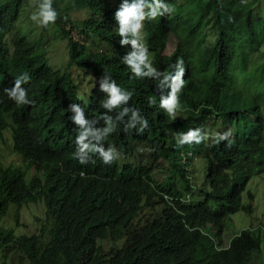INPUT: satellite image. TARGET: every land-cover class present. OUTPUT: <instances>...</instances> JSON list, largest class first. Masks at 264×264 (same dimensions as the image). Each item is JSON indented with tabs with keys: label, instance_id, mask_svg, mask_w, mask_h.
Instances as JSON below:
<instances>
[{
	"label": "trees",
	"instance_id": "trees-1",
	"mask_svg": "<svg viewBox=\"0 0 264 264\" xmlns=\"http://www.w3.org/2000/svg\"><path fill=\"white\" fill-rule=\"evenodd\" d=\"M164 2L175 11L146 20L142 35L157 70L168 72L178 57L184 60L183 110L175 120L159 107L157 81L136 78L123 62L132 49L120 45L114 19L122 0L55 2L59 16L47 28L20 19L23 0H0V134L10 127L12 149L24 163H0L2 258L16 255L23 264H259L251 258L264 248L259 225L240 228L227 244L222 233L232 214L251 212L254 191L247 184L264 172L263 91L245 93L237 79L249 75L235 73L237 59L247 70L245 46L260 49L264 42L261 4ZM210 22L213 42L203 44L204 36L196 37L199 49L193 54L183 45L187 34L196 36ZM170 35L176 39L171 51ZM56 37L67 54L57 64L50 52ZM105 72L132 92L127 106L139 110L148 126L125 130V117L104 143L114 146L120 158L109 166L92 155L82 165L74 155L78 128L69 120L68 107L80 104L87 119L98 120L93 127L105 126L104 114L115 118L122 108L108 113L102 107L108 98L99 90ZM253 72L264 87V63ZM24 73L29 79L22 86L33 103L18 106L4 89ZM189 128L209 130L210 137L231 130V146L212 139L178 146V134ZM138 146L149 149L153 162L139 157ZM189 154L201 164L199 182L193 181L195 171L188 172ZM155 164L167 170L161 180L153 177ZM27 170L33 172L27 176ZM39 200L43 218L35 215L40 222L34 230L18 235L6 230L2 220L11 207Z\"/></svg>",
	"mask_w": 264,
	"mask_h": 264
},
{
	"label": "clouds",
	"instance_id": "clouds-1",
	"mask_svg": "<svg viewBox=\"0 0 264 264\" xmlns=\"http://www.w3.org/2000/svg\"><path fill=\"white\" fill-rule=\"evenodd\" d=\"M33 5L36 11L31 13L29 19L35 25L47 28L50 24H55L59 13L53 7V0H33ZM174 11L175 8L165 3L164 0H122L114 14V19L118 23V35L121 37L120 45L126 46L130 44L132 49L123 56L124 64L131 69L132 74L136 78H151L157 81V89L161 92L159 107L173 120L183 110L179 93L185 83L186 69L184 60L178 57L174 63L169 65L171 70L168 72L157 70L150 60L148 48L143 42L142 33L146 20L151 21L165 14L169 15ZM28 79V74L24 73L22 76L15 78L14 86L4 89L8 98L18 106L31 105L33 103L29 99L28 90L22 86ZM166 88L170 89V91L165 95L163 90ZM99 90L107 94L108 98L103 102L102 107L108 113L120 108H122V111L118 112L115 118L108 114L102 115L100 119L104 121L105 126L99 128L93 127L98 120L87 119L84 108L78 103H71L68 107V111L72 113L69 116V120L78 128V134L75 137L76 151L74 155L82 165L88 164L92 155H98L103 164L111 166L114 161L120 158V153L114 146L109 145L105 148L104 143L110 134L116 131L118 123L124 122V118L127 117L125 130L136 128L139 125L138 130L143 131L148 126V121L140 115L139 110L127 106L132 98V92L121 89L110 74L106 72L103 74L99 81ZM149 103L155 104V97H150ZM231 136V130L222 133L218 132L214 137H210L201 128H189L186 132L178 134L177 145L201 144L206 140L212 139L215 144L228 141V146L230 147ZM139 147L142 146H138L135 149ZM164 198L169 200L167 195H164ZM169 202L171 203V201ZM200 231L202 234L207 235L203 229Z\"/></svg>",
	"mask_w": 264,
	"mask_h": 264
},
{
	"label": "rangeland",
	"instance_id": "rangeland-1",
	"mask_svg": "<svg viewBox=\"0 0 264 264\" xmlns=\"http://www.w3.org/2000/svg\"><path fill=\"white\" fill-rule=\"evenodd\" d=\"M25 3V10L24 13L21 15L20 19L28 21L30 15L32 12L36 11V8L33 5V0H23ZM178 2H184L186 0H177ZM59 2V4L63 3V0H53V3ZM259 4H261V12L264 13V0H259ZM185 6V5H184ZM28 13V15H26ZM39 26H36L38 28ZM200 34V35H199ZM196 36H190L185 38L183 45L186 46V48L192 52L193 54H197L198 48V42L196 40V37L203 38V44H211L216 36V31L214 29V26L210 23H207L203 26L202 30L199 32ZM50 41V39L48 38ZM53 41V44L55 43V46L50 50V52L53 55L52 61H54L57 64V60L59 58H67V54L65 51H63L64 42H62L59 37L54 38L50 42ZM168 50H172L173 46L175 45L176 39L173 35H170L168 38ZM202 42V41H201ZM202 44V43H200ZM244 44V43H243ZM62 50V51H61ZM170 50V51H171ZM240 50H237L238 55L240 54ZM245 53L247 54V70L243 71V69H240L241 61L237 59L235 61V64L237 68L235 69L236 74H246L249 75L248 77L238 78L237 81H240L238 83L242 84L243 90L245 93H253L256 95H259L261 91L263 93L259 96L262 104H264V87L262 84H259L260 79L257 74H253L254 70H258L259 67L264 63V42L262 43V46L260 49H249L245 46ZM220 126V125H219ZM209 127V126H208ZM211 127L209 128V130ZM208 130V131H209ZM212 130L215 132L216 130L212 128ZM207 131V132H208ZM209 136H212L209 134ZM12 138H11V129L9 126L4 128L2 130V133L0 134V163L3 165L7 164H23L21 162L20 156L12 149ZM137 154L141 159L144 161L151 163L153 162V158L151 155H149V149L147 147H139L137 149ZM191 156V154L189 155ZM192 161L191 164L188 165V172L189 174H192V172L195 171V173L192 174L193 181H200L201 180V164L199 163L197 156L192 155ZM126 158V157H124ZM183 159L186 161L188 159V156H183ZM165 162V160L163 159ZM154 167L153 170V177L156 180H161L165 173H167V170L165 168H162L161 166ZM33 170H27V176L31 174ZM247 188L254 191V198L251 200V212H245L244 210H240L235 214H232L231 219L228 223V226L225 228V230L222 233L223 243L227 244L230 236L239 231L240 228L243 227H257L258 225L264 230V172H258L252 175V177L249 179ZM245 202H248L249 199L247 197L244 198ZM43 202L41 200L35 202H28L25 203L22 207L16 208L15 206L11 207L9 209L8 215L4 216L2 223L4 224L6 230H12L13 234H22L27 231H32L36 228V221L40 222L43 218ZM18 213V218H17ZM40 213V220L35 218V215ZM264 241V240H263ZM264 244V243H263ZM12 259L9 261L6 258H2V255L0 254V264H23L17 261L16 255H9ZM250 258V257H249ZM256 263L264 264V248H261V250L256 253H252V257ZM250 258V260H252ZM7 261V263H6Z\"/></svg>",
	"mask_w": 264,
	"mask_h": 264
}]
</instances>
